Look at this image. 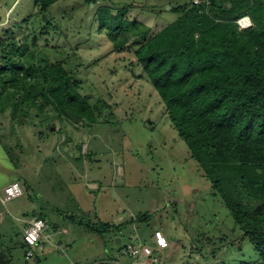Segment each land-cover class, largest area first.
<instances>
[{
	"label": "rangeland",
	"instance_id": "1",
	"mask_svg": "<svg viewBox=\"0 0 264 264\" xmlns=\"http://www.w3.org/2000/svg\"><path fill=\"white\" fill-rule=\"evenodd\" d=\"M189 1L58 0L20 30L14 28L19 38L29 30V40L37 36L35 50L72 71L82 98L94 106L95 120L74 122L50 108L39 113L25 107L24 117L14 107L0 109V192L12 180L23 187L21 196L0 202V243L11 247L13 264H24L25 220L42 211L53 241L35 250L40 264H129L119 246L129 240L153 246L154 229L169 244L156 253L158 264H242L256 258L171 127L158 94L141 77L133 50L110 52L111 42L96 31V5L113 11L130 5L129 18L144 22L153 34L177 17L170 7ZM32 9L33 0H0V38L11 36L4 32ZM139 215L145 217L115 237L85 225L122 224ZM61 227L69 233L59 235ZM28 264L36 263L31 258Z\"/></svg>",
	"mask_w": 264,
	"mask_h": 264
},
{
	"label": "trees",
	"instance_id": "2",
	"mask_svg": "<svg viewBox=\"0 0 264 264\" xmlns=\"http://www.w3.org/2000/svg\"><path fill=\"white\" fill-rule=\"evenodd\" d=\"M56 1L33 0L29 15L4 32L11 36L0 38V109L14 107L23 117L25 107L39 113L50 108L58 117L69 110L94 121V106L82 98L63 61L51 62L35 50L37 36L29 40V30L14 36V28L20 30ZM129 6L113 11L110 5H96V31L107 36L110 52L133 50L141 77L158 94L171 127L252 246L256 258L242 264H264V0L176 4L169 10L177 17L153 34L150 26L129 18ZM244 16L251 25L240 29L237 20ZM47 24L46 19L44 27ZM33 217L49 223L45 211ZM144 217L122 224L73 220L97 235L113 231L115 237L128 223ZM21 232L24 264L31 258L40 264L36 251L26 258L29 247ZM125 244L119 246L122 251ZM4 247L0 243V264H13L11 247Z\"/></svg>",
	"mask_w": 264,
	"mask_h": 264
},
{
	"label": "built area",
	"instance_id": "3",
	"mask_svg": "<svg viewBox=\"0 0 264 264\" xmlns=\"http://www.w3.org/2000/svg\"><path fill=\"white\" fill-rule=\"evenodd\" d=\"M198 0H194L197 2ZM239 28H245L251 24L247 17H242L237 20ZM23 194V187L17 180H12L7 183L0 192V202L5 204L7 201L19 197ZM48 227L44 219L32 217L26 221L23 228V240L29 247L26 252V258L33 256V251L41 250L45 244H51L52 233H46ZM153 246H149L141 241L131 240L125 244L123 253L131 258L130 264H155L158 262L157 252H162L168 247V241L162 231L154 230L152 235Z\"/></svg>",
	"mask_w": 264,
	"mask_h": 264
},
{
	"label": "water",
	"instance_id": "4",
	"mask_svg": "<svg viewBox=\"0 0 264 264\" xmlns=\"http://www.w3.org/2000/svg\"><path fill=\"white\" fill-rule=\"evenodd\" d=\"M42 18L43 19H46V17L44 16V14L42 15ZM65 113L69 116V118L72 120V121H74V122H77L79 119H80V115H78V114H76V113H73V112H71V111H69V110H65ZM261 208V206L259 205V206H257L256 207V210H258V209H260ZM115 243H120V238H118V237H116L115 238Z\"/></svg>",
	"mask_w": 264,
	"mask_h": 264
},
{
	"label": "crops",
	"instance_id": "5",
	"mask_svg": "<svg viewBox=\"0 0 264 264\" xmlns=\"http://www.w3.org/2000/svg\"><path fill=\"white\" fill-rule=\"evenodd\" d=\"M25 221H27V220H25ZM155 230V229H154ZM153 230V231H154ZM69 233V230L67 229V228H65V227H61L60 229H58V234L59 235H62V236H65V235H67ZM62 243V240L60 239V240H58V242H57V245H59V244H61ZM120 243H121V240H120ZM165 250V249H164ZM163 252V251H162ZM100 262V261H99ZM94 263H97L96 261H94ZM76 264V263H75Z\"/></svg>",
	"mask_w": 264,
	"mask_h": 264
},
{
	"label": "clouds",
	"instance_id": "6",
	"mask_svg": "<svg viewBox=\"0 0 264 264\" xmlns=\"http://www.w3.org/2000/svg\"><path fill=\"white\" fill-rule=\"evenodd\" d=\"M244 17H247V18L249 19L248 16H244ZM241 18H242V17H241ZM239 19H240V18H239ZM249 20H250V19H249ZM250 22H251V21H250ZM250 25H251V24H250ZM250 25H249V26H250ZM238 27H239V26H238ZM247 27H248V26H247ZM245 28H246V27H245ZM240 29H243V28H240ZM143 243H144V242H143ZM145 244H146V243H145ZM147 245H148V244H147ZM149 246H150V245H149ZM168 247H169V245H168ZM168 247H167V248H168ZM165 249H166V248H165ZM130 263H131V261H130ZM130 263H129V264H130ZM158 263H159V259H158V262L155 263V264H158ZM117 264H118V263H117Z\"/></svg>",
	"mask_w": 264,
	"mask_h": 264
}]
</instances>
